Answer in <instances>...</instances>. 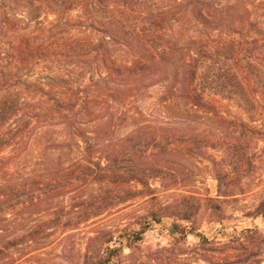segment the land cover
I'll use <instances>...</instances> for the list:
<instances>
[{
  "label": "rangeland",
  "instance_id": "rangeland-1",
  "mask_svg": "<svg viewBox=\"0 0 264 264\" xmlns=\"http://www.w3.org/2000/svg\"><path fill=\"white\" fill-rule=\"evenodd\" d=\"M85 1L75 11L56 16L36 0H0V69L4 72L0 78L33 81L44 87H64L73 81L81 99L90 87L92 94L99 96L95 101L96 110L103 116V122L85 125L83 129L97 132L100 142L97 154L101 156L126 148L131 145L128 140H135L137 136L149 137L156 133L191 137L148 149L139 161L160 170L147 176L152 194L149 197L145 196L142 186L130 185L127 189L136 192L134 199L76 228L60 225L47 239L8 251L0 264H75L87 238L96 232L131 230L137 228L139 218L149 212L186 210V202L194 205L190 222L177 221L166 217L169 213H165L160 223H152L143 240L133 245V256L127 260L128 264H148L158 249L170 247L177 238L173 224H180L187 232L181 243L185 254L176 264H264V217L256 215L264 205V140L250 137L251 164L240 170L232 167L228 153L218 145L220 142L213 146L212 142L239 136L240 130L229 121L248 122L247 116L234 104L215 97L208 100L216 107L217 116L194 108L187 97L185 80L186 65L198 45L206 42V36L210 32L226 33L228 19L239 21L237 0ZM255 3L258 6L250 10L255 13L254 18L260 19L254 29L259 22H264V0ZM3 9L18 22L16 29L5 30ZM114 9L140 16L168 13L173 16L165 30L178 51L161 73L155 68L154 74L145 77L117 76L98 70L99 62L93 58L79 62L54 58L25 65L15 62L13 46L20 37L26 39V47L40 48L76 37L97 41L109 36L108 32L120 34L121 40L109 46L118 62L129 65L133 59H148L149 53L141 43L131 37L122 40L121 29L111 18ZM261 27L264 30V26ZM72 70L75 72L70 74ZM178 93L176 100L174 96ZM102 103L107 107L105 110ZM251 127L264 133V113ZM27 137L25 143L17 142L0 154L10 156L5 168L18 179L82 158V144L58 119L34 121ZM23 167L26 170H22ZM221 175L225 179L219 184L217 178ZM96 190L95 184H78L59 197L53 195L36 205L18 208L0 221V246L53 213L57 215L60 206ZM120 242L117 238L114 240L116 246ZM123 246H126L125 241ZM124 252L130 253L126 248Z\"/></svg>",
  "mask_w": 264,
  "mask_h": 264
},
{
  "label": "trees",
  "instance_id": "trees-1",
  "mask_svg": "<svg viewBox=\"0 0 264 264\" xmlns=\"http://www.w3.org/2000/svg\"><path fill=\"white\" fill-rule=\"evenodd\" d=\"M36 1L56 16L67 15L86 3L85 0ZM255 1L237 0L239 21L228 19L229 30L226 33L210 32L206 36V42L195 49L185 71L187 97L191 106L217 116L216 107L208 100V97H215L234 104L247 116L248 122L229 121L230 125L240 130L239 136L212 142V146L220 142L218 145L228 153L232 167L239 170L251 164L250 137L256 136L264 140V133L251 127L264 113V30L261 27L264 22H259L258 28L254 29L255 22L260 19L254 18L255 13L250 10V7L258 6ZM262 8L264 11V7ZM4 11L6 9H3L2 14ZM111 18L121 29L124 37L122 40L131 37L130 39L141 43L149 53L148 59H133L129 65L118 62L112 56L109 46L120 41L121 37L120 34L114 35L112 32L97 41L76 37L68 42L48 43L40 48L26 47V39L20 37L14 43L13 58L22 65L54 58L70 62L93 58V61L99 62L98 70L102 69L117 76L140 78L154 74L155 68L161 73L178 51L175 41L167 36L165 30L173 19L169 13L140 16L126 10L114 9L111 11ZM4 26L5 30L14 27L16 29L18 22L5 13ZM97 31L106 33L105 30ZM73 72L75 70L69 73ZM1 75L4 72L0 69V77ZM74 84L71 81L64 87H44L33 81L0 78V154L17 142L25 143L31 123L48 118L58 119L72 131L83 147L80 160L61 163L56 168L51 166L47 172H38L23 179H18L5 168L10 156H0V221L18 208L36 205L53 195L59 197L75 185L85 186L92 183L97 186L94 193L69 205L60 206L57 215L54 216L53 213L50 218L0 246V259H4L3 255L8 251L25 243L47 239L51 236V231L60 225L63 228H76L134 199L137 195L134 190L127 189L130 185L142 186L145 196L149 197L152 194L147 176L160 170L139 161L148 149L160 147L162 143L168 144L170 140L176 139L190 140L191 136L185 134L152 133L149 137L137 136L135 140H128L131 145L126 148H120L106 156L98 155L100 142L97 141V132H87L83 126L103 122V116L96 110L95 101L99 96L92 94L88 87V92H84L85 97L81 99ZM179 96L178 93L174 97L177 100ZM102 105L105 110L107 107H104V103ZM22 170L26 168L23 167ZM224 179V175L217 178L219 184ZM184 204L186 210L176 209L171 213L167 209L149 212L139 218L137 228L131 230L123 228L116 232H96L94 236L87 238L84 250L79 251L75 264H128L127 260L133 256V245L140 243L151 224L160 223L165 213H169L166 217L175 218L177 221L190 222L194 215V205H189L188 202ZM261 207L263 209L258 210L256 215L264 217V205L259 208ZM172 230L177 238L170 247L158 249L148 260V264H176L185 254L181 249L187 233L185 228L180 224H173ZM116 238L122 241L119 246L114 244ZM123 241L126 242L125 247ZM125 248L130 251L129 254H125Z\"/></svg>",
  "mask_w": 264,
  "mask_h": 264
}]
</instances>
